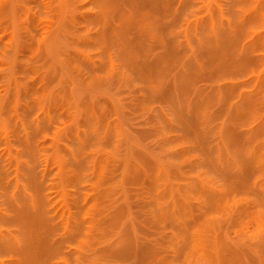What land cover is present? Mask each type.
Here are the masks:
<instances>
[{
  "label": "rangeland",
  "instance_id": "374dc122",
  "mask_svg": "<svg viewBox=\"0 0 264 264\" xmlns=\"http://www.w3.org/2000/svg\"><path fill=\"white\" fill-rule=\"evenodd\" d=\"M0 264H264V0H0Z\"/></svg>",
  "mask_w": 264,
  "mask_h": 264
}]
</instances>
